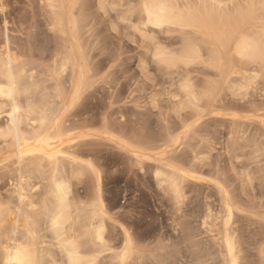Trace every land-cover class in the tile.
I'll return each instance as SVG.
<instances>
[{"label":"rangeland","instance_id":"1","mask_svg":"<svg viewBox=\"0 0 264 264\" xmlns=\"http://www.w3.org/2000/svg\"><path fill=\"white\" fill-rule=\"evenodd\" d=\"M58 1L77 22L78 42L88 62L82 97L66 120L77 122V132L90 135L79 142H87L89 150L81 146L80 155L102 173L109 245L124 249L123 228L133 241L132 254L123 264H227L226 232L236 239L240 264H264L262 82L239 92L235 88L241 78L228 86L221 83V71L199 35L189 28L151 26L142 13V0ZM208 1L216 5L220 0ZM221 1L225 8L234 0ZM256 2V17L246 28L251 34L257 31L253 35L258 37L264 33V0ZM48 5L47 0H0V42L9 39L53 91L55 80L69 87L71 74L67 71L61 79L54 74L61 61L56 53L66 37L54 23L58 9ZM69 28L64 29L67 36ZM195 46L200 55L182 64L189 47ZM229 56L239 63L233 52ZM213 85L219 86L214 99L206 96ZM0 109L3 130L7 108L0 103ZM130 148L149 158L137 161ZM168 151L175 164L198 177L187 180L179 198L155 178L157 157ZM8 177L12 179L7 162H0L3 204L12 190ZM70 184L71 197L89 206L92 176L85 173ZM227 203L233 206L232 215ZM47 241L51 243L50 236Z\"/></svg>","mask_w":264,"mask_h":264},{"label":"bare ground","instance_id":"2","mask_svg":"<svg viewBox=\"0 0 264 264\" xmlns=\"http://www.w3.org/2000/svg\"><path fill=\"white\" fill-rule=\"evenodd\" d=\"M47 1L50 9H58L54 10V23L61 27L66 37L64 46L56 53L61 61L54 74L61 79L70 71L69 87L65 82L55 80L53 91H50L30 64L21 59L17 48L13 49L9 39L0 42V103L7 108L4 112L7 124L0 129V144H3L0 162H7L12 178L8 177L12 187L9 202H0V262L59 264L60 260L61 264H123L132 254L133 241L123 228L124 249L116 251L109 245L106 234L110 217L102 196V173L80 155L84 152L81 146L85 149L87 142L82 145L79 142L90 139V135L85 131L77 132V122L69 124L66 120L83 94L88 78L87 56L78 42L77 22L72 18V12L63 9L58 0ZM220 1L215 5L208 0L197 3L191 0H142V13L151 26H176L197 33L199 40L211 51L212 63L221 71V83L228 86L241 78L242 83L235 91L261 82L264 88V33L255 37L253 34L257 31L251 34L246 28L249 20L256 17L258 2L234 0L223 8ZM66 25L70 27L71 36L66 35ZM231 52L239 63L231 60ZM195 54L200 55L198 47H189L180 62L190 63ZM160 59L168 61L163 55ZM217 85L209 88L207 97L214 99L219 91ZM184 89L193 93L189 86ZM195 96L192 98L197 100ZM263 123L261 119L260 124ZM263 144H259L260 147ZM130 152L137 161L149 158L138 149L130 148ZM170 153L158 155L155 178L179 198L185 192L187 180L195 181L198 177L194 170L183 167L182 161L179 162L182 166L175 164V157ZM85 173L93 180V199L89 206L83 205L79 197H71V180L80 179ZM226 206L232 215L233 206L229 203ZM48 234L51 243L47 241ZM224 237L227 264H240L236 239L227 232Z\"/></svg>","mask_w":264,"mask_h":264}]
</instances>
